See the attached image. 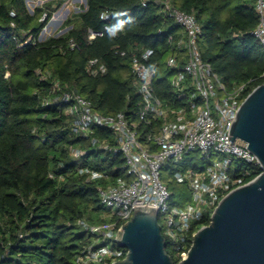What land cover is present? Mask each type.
Listing matches in <instances>:
<instances>
[{"label": "trees", "instance_id": "1", "mask_svg": "<svg viewBox=\"0 0 264 264\" xmlns=\"http://www.w3.org/2000/svg\"><path fill=\"white\" fill-rule=\"evenodd\" d=\"M28 1L0 0V264H78L81 251L95 241L78 221L98 225L116 219L102 204L98 188L127 178L126 160L114 151L118 144L112 130L95 127L84 135L74 129L65 113L68 104L52 99L57 95L53 80L84 95L102 113L125 112L137 120L142 96L131 55L135 48L151 49L155 94L181 107L193 87L186 82L181 96L166 60L181 56L178 41L184 35L154 0H146V6L145 0H87V8L64 21L65 33L42 40L43 29L64 0H38L33 9ZM171 1L195 15L201 25L202 59L228 90L246 84L247 96L264 82V47L252 34L259 18L251 0ZM106 26L116 29L115 36ZM90 31L102 34L89 38ZM95 58L105 65L104 72H89L88 63ZM140 128L151 129L144 122ZM102 142L109 148L102 149ZM198 153L165 166L163 180L172 191L175 171L202 170L210 164L203 158L199 164ZM94 171L102 176L91 178ZM261 172V166L239 159L230 169L243 183ZM210 221L206 215L191 229ZM167 252L175 264L181 261L169 247Z\"/></svg>", "mask_w": 264, "mask_h": 264}, {"label": "built area", "instance_id": "2", "mask_svg": "<svg viewBox=\"0 0 264 264\" xmlns=\"http://www.w3.org/2000/svg\"><path fill=\"white\" fill-rule=\"evenodd\" d=\"M251 1L259 18L252 34L264 47V0ZM154 2L183 31L184 37L178 41L183 49L181 56L170 55L166 65L175 71L172 78L175 88L183 92L186 82L193 87L185 105L174 107L155 94L153 81L157 70L148 63L153 54L151 49L135 48L131 55V70L142 96L137 120L129 119L125 112L102 113L84 95L74 89H62L61 82L53 80V91L57 95L52 99L68 104L65 113L74 129L84 135L91 134L95 127L112 130L118 144L114 151L121 153L126 160L128 177L98 188L102 204L111 209L116 219L98 225L78 221L83 230L95 236V241L79 254L78 264H112L124 259L127 250L118 244L119 232L134 215V206L146 203L159 207L158 220L167 247L182 260L198 230L192 231L194 224L206 216L208 208H212L208 214L211 216L227 193L245 184L242 177H234L230 173L234 159L261 166L257 157L247 149L246 142L236 139L231 144L228 137L231 123L246 97L247 85L240 84L228 90L212 65L202 59L198 43L201 25L194 14L180 10L171 0ZM143 5H147L146 0ZM104 17L109 16L105 14ZM108 28L106 26V30ZM101 34L90 31L89 38ZM121 55H126V52L122 51ZM88 70L98 74L106 67L95 58L89 61ZM38 73L43 78L48 77L41 71ZM183 93L181 96H185ZM141 122L150 125L151 129L143 131ZM99 145L102 149L109 148L106 142ZM194 151L202 153V158L209 160L210 164L202 170L188 168L174 172L171 178L188 187L192 200L183 204L173 203V191L163 180L165 166L169 162L181 163L186 154ZM243 173L249 174V171L245 169ZM101 176L95 171L90 175L93 179Z\"/></svg>", "mask_w": 264, "mask_h": 264}, {"label": "water", "instance_id": "3", "mask_svg": "<svg viewBox=\"0 0 264 264\" xmlns=\"http://www.w3.org/2000/svg\"><path fill=\"white\" fill-rule=\"evenodd\" d=\"M52 22L53 17L48 25ZM228 137L231 144L236 139L248 144L262 172L219 201L210 223L195 232L178 264H264V82L241 103ZM134 208L117 239L126 257L112 264H175L158 220L159 207L146 203Z\"/></svg>", "mask_w": 264, "mask_h": 264}, {"label": "rangeland", "instance_id": "4", "mask_svg": "<svg viewBox=\"0 0 264 264\" xmlns=\"http://www.w3.org/2000/svg\"><path fill=\"white\" fill-rule=\"evenodd\" d=\"M37 4H39L38 0H29L28 5L30 9H33ZM83 8H86L84 0H64L63 4L55 11L53 15V21L46 28L44 33L41 35V39L45 40L46 38L52 35H60L65 33L68 28H63L64 21L70 17L72 14L80 12ZM59 15L57 18L56 16ZM199 158V164H201L202 153L197 154ZM216 156H214L215 158ZM164 174V172H163ZM166 177V176H165ZM170 180V177H167L166 180ZM171 180H173L171 178ZM175 181V180H173ZM176 182V181H175ZM174 196L172 199L173 203L183 204L191 202V192L188 187L184 184H180L176 182V188L173 191ZM212 208H208L206 211V215L211 212ZM165 228V227H164ZM165 230V229H164Z\"/></svg>", "mask_w": 264, "mask_h": 264}, {"label": "clouds", "instance_id": "5", "mask_svg": "<svg viewBox=\"0 0 264 264\" xmlns=\"http://www.w3.org/2000/svg\"><path fill=\"white\" fill-rule=\"evenodd\" d=\"M123 21L120 22L119 27H123ZM107 31L109 32L110 36H115L116 34V29L115 28H108Z\"/></svg>", "mask_w": 264, "mask_h": 264}, {"label": "bare ground", "instance_id": "6", "mask_svg": "<svg viewBox=\"0 0 264 264\" xmlns=\"http://www.w3.org/2000/svg\"><path fill=\"white\" fill-rule=\"evenodd\" d=\"M58 16H59V15H57L56 18H57ZM54 21H55V19H54ZM54 21H53V22H54Z\"/></svg>", "mask_w": 264, "mask_h": 264}]
</instances>
